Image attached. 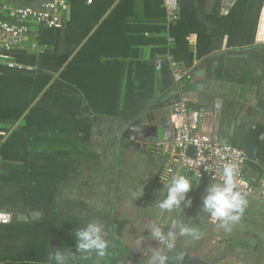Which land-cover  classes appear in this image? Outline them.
Instances as JSON below:
<instances>
[{
    "label": "crops",
    "instance_id": "crops-1",
    "mask_svg": "<svg viewBox=\"0 0 264 264\" xmlns=\"http://www.w3.org/2000/svg\"><path fill=\"white\" fill-rule=\"evenodd\" d=\"M66 1L62 27L32 30L8 52L14 66L0 63V211L27 217L0 224V264H49L53 247L75 251L73 230L90 220L103 225L106 255L77 252L70 264L108 263L120 247L150 264L160 245L147 226L166 233L173 220L201 236H177L171 250L206 264H264V200L244 195L240 220L219 229L201 211L206 186L219 182L166 172L156 148L173 134L170 105L157 104L177 89L211 135L219 106L218 142L252 133L254 146L262 134L261 157L254 149L242 177L264 180V44L255 41L264 0H178L173 24L162 0ZM136 120L140 131L121 142ZM173 174L189 178L192 204L170 213L154 202Z\"/></svg>",
    "mask_w": 264,
    "mask_h": 264
},
{
    "label": "built area",
    "instance_id": "built-area-1",
    "mask_svg": "<svg viewBox=\"0 0 264 264\" xmlns=\"http://www.w3.org/2000/svg\"><path fill=\"white\" fill-rule=\"evenodd\" d=\"M162 6L166 22L175 23L178 19V0H162ZM66 9V0H47L38 6L17 5L8 0H0V63L14 66L8 52L22 47L24 36L32 30L39 27H62ZM255 41L264 44V1L260 6ZM32 48H35V44H32ZM175 81H180L177 74ZM168 117L173 127L172 137L156 144L167 161L166 172H172L177 166L196 177H208L221 182L223 166L235 164L238 190L243 195L254 194L264 200V180L254 185L242 177L247 161L244 150L233 143L215 142L209 131L200 130L199 111L189 105L187 98L182 96L171 104ZM189 146L195 148L194 156L187 154ZM12 216L9 212L0 211V224L10 223Z\"/></svg>",
    "mask_w": 264,
    "mask_h": 264
},
{
    "label": "clouds",
    "instance_id": "clouds-1",
    "mask_svg": "<svg viewBox=\"0 0 264 264\" xmlns=\"http://www.w3.org/2000/svg\"><path fill=\"white\" fill-rule=\"evenodd\" d=\"M235 164H226L222 168V181L213 182L206 186L205 194L202 197L201 211L207 213L212 224L219 229L230 230L231 224L238 222L246 206L244 195L238 190L236 182ZM192 190V184L185 175L173 174L164 183L162 198L154 203L157 208L173 212L181 207L187 208L192 204L188 193ZM143 194V187L139 194H133V199H137ZM147 230L152 238L158 242L159 248L151 249L150 264H167L168 256L163 249L167 247L171 250L175 246L177 236L190 235L193 239H199L201 233L196 228H190L178 220H173L168 231L155 224H149ZM76 241L75 251L69 247H53L48 253L49 264H70L77 252L92 253L101 260L106 255L108 241L103 235V225L97 221H88L84 226L73 230Z\"/></svg>",
    "mask_w": 264,
    "mask_h": 264
},
{
    "label": "water",
    "instance_id": "water-1",
    "mask_svg": "<svg viewBox=\"0 0 264 264\" xmlns=\"http://www.w3.org/2000/svg\"><path fill=\"white\" fill-rule=\"evenodd\" d=\"M179 98H180V94L177 92V89H173L170 93L164 95L159 100L157 105L159 107L168 106L175 103ZM198 121L200 124V111H199ZM135 128H137L136 130L137 132L140 131V123L138 122V120H136L134 124L126 128V130L123 132V137L121 138V142L128 141L130 135L136 133ZM218 130H219V106H217L214 111V125H213L212 139L215 142H218ZM251 135L252 133H249L247 137L241 139V136L238 134L233 142L234 145L241 147L244 150V153L247 156L246 163H248V159L254 158V154H253L254 149H257L258 158L261 157V152H262V145H263L262 134L259 135V133H256L254 146L250 145ZM127 146L138 148V147H143L144 144L131 141V142H127ZM194 153H195V148L193 146H189L187 148V154L194 156ZM25 219H27V217L23 215L12 216L13 221L15 220L21 221ZM119 226L117 225V227L115 228L116 233H118ZM167 256H168L167 264H206L204 262H200V260L191 256L190 254L178 251L176 249L171 250ZM103 264H138V263L128 255L125 249L120 247V251L118 252V254H116V256H114L111 261Z\"/></svg>",
    "mask_w": 264,
    "mask_h": 264
},
{
    "label": "trees",
    "instance_id": "trees-1",
    "mask_svg": "<svg viewBox=\"0 0 264 264\" xmlns=\"http://www.w3.org/2000/svg\"><path fill=\"white\" fill-rule=\"evenodd\" d=\"M18 2H19V3H26V4H28V5H29V3H32L31 0H30V1L27 0L26 2H25L24 0H19Z\"/></svg>",
    "mask_w": 264,
    "mask_h": 264
}]
</instances>
